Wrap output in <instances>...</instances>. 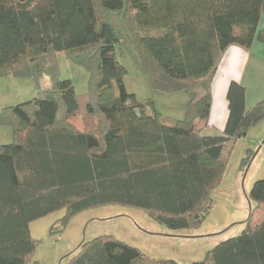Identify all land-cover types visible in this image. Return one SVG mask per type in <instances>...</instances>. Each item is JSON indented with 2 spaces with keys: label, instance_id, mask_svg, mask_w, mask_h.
Listing matches in <instances>:
<instances>
[{
  "label": "trees",
  "instance_id": "1",
  "mask_svg": "<svg viewBox=\"0 0 264 264\" xmlns=\"http://www.w3.org/2000/svg\"><path fill=\"white\" fill-rule=\"evenodd\" d=\"M263 16L264 0H0V78L29 79L36 92L0 110L13 138L0 145V264H36L29 226L61 210L69 218L120 205L169 230L199 226L231 148L264 120V99L246 109L244 87L231 82L224 129L203 134L223 53L264 45ZM117 46L154 91L188 93L182 119H164L151 100L126 92ZM60 54L89 73L83 112L72 81L58 78ZM252 156L247 150L243 166ZM248 198L256 209L241 235L191 264H264V215L254 219L264 180ZM65 264L178 263L102 236Z\"/></svg>",
  "mask_w": 264,
  "mask_h": 264
},
{
  "label": "rangeland",
  "instance_id": "2",
  "mask_svg": "<svg viewBox=\"0 0 264 264\" xmlns=\"http://www.w3.org/2000/svg\"><path fill=\"white\" fill-rule=\"evenodd\" d=\"M115 54L126 70L123 79L126 92L133 94L140 103L151 100L164 119L180 120L184 117L188 93L162 94L154 91L148 78L139 72L121 47L115 48ZM56 65L58 78L72 81L83 112L89 91V73L62 54L57 56ZM44 80L47 83L48 79ZM35 93L34 84L29 79L0 78V110L29 101ZM12 142L11 129L0 127V145ZM263 142L264 120L250 129L245 138L235 142L227 157L223 177L211 192L212 208L199 226L169 230L145 211L120 205L87 209L69 218L66 211L61 210L30 224V235L37 242L33 262L65 264L78 253L81 244L102 236L113 237L136 248L152 262L191 264L204 261L206 254L218 244L241 235L245 222L254 215L256 204L248 196L253 183L264 180ZM247 150L253 156L243 166ZM263 215L264 208H261L254 219L260 221Z\"/></svg>",
  "mask_w": 264,
  "mask_h": 264
},
{
  "label": "crops",
  "instance_id": "3",
  "mask_svg": "<svg viewBox=\"0 0 264 264\" xmlns=\"http://www.w3.org/2000/svg\"><path fill=\"white\" fill-rule=\"evenodd\" d=\"M264 28V16L258 29ZM231 82L245 89V108L249 109L264 99V45L254 43L249 51L230 46L223 53L211 82V107L208 128L203 134L222 131L228 118L226 93Z\"/></svg>",
  "mask_w": 264,
  "mask_h": 264
},
{
  "label": "water",
  "instance_id": "4",
  "mask_svg": "<svg viewBox=\"0 0 264 264\" xmlns=\"http://www.w3.org/2000/svg\"><path fill=\"white\" fill-rule=\"evenodd\" d=\"M263 144H264V142H263Z\"/></svg>",
  "mask_w": 264,
  "mask_h": 264
}]
</instances>
